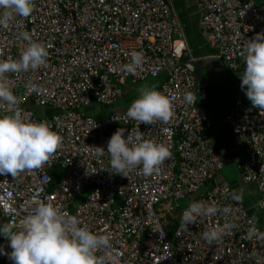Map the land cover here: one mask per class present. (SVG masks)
Instances as JSON below:
<instances>
[{"label": "built area", "instance_id": "built-area-1", "mask_svg": "<svg viewBox=\"0 0 264 264\" xmlns=\"http://www.w3.org/2000/svg\"><path fill=\"white\" fill-rule=\"evenodd\" d=\"M202 39L216 49L224 69L244 72L241 52L257 33L264 32V0H193ZM30 33L43 44L49 57L36 71L6 74L26 121H46L62 137L61 148L40 169L16 177L0 175V225L24 217L41 204L76 216L94 234L111 236V248L96 255L115 264H256L264 260V240L248 239L254 225L243 201L231 199L232 187L216 182L223 158L207 135L211 128L204 108L197 105L196 59L181 60L187 51L179 19L167 0H35L28 18L17 17L0 27V60H18ZM141 52L145 62L136 75L123 71L131 54ZM164 74L152 89L168 96L173 115L168 122L145 125L127 116L130 107L96 119L85 111L92 104L113 105L132 83ZM31 84L38 92H30ZM191 93L195 103L184 96ZM36 108L52 113L38 116ZM11 115L0 101V116ZM221 124L246 138V158L239 171L244 183L255 186V207L264 210V111L251 102L234 100ZM169 147L172 155L158 174L144 176L140 168L128 177L113 174L107 153L98 161L95 147L107 151V142L118 130ZM61 174L54 179L52 172ZM108 168V170H104ZM82 195V200L75 199ZM185 199L176 222L173 203ZM230 207L231 214L201 217L184 227L182 213L191 203ZM163 203L167 206L163 207ZM73 205V209H71ZM225 223L236 225L222 240L209 245L203 233ZM9 241L0 236V247L10 253ZM0 264H12L0 255Z\"/></svg>", "mask_w": 264, "mask_h": 264}, {"label": "clouds", "instance_id": "clouds-1", "mask_svg": "<svg viewBox=\"0 0 264 264\" xmlns=\"http://www.w3.org/2000/svg\"><path fill=\"white\" fill-rule=\"evenodd\" d=\"M35 0H0V27L7 28L17 17L28 18L34 11ZM18 39L28 42L18 60H0V101L7 105L11 115L0 116V175L16 177L24 172H32L45 166L61 148L63 140L51 129L46 121H26L18 107V98L9 87L6 74L36 71L44 66L49 57L47 48L33 42L30 33L20 31ZM245 69L241 75V89L252 106L264 111V32L257 33L248 41L241 52ZM145 62L143 53L133 52L131 62L123 71L136 75ZM38 86L31 84L29 91L38 92ZM139 98L131 104L127 116L145 125L157 121L168 122L173 115L171 99L162 92L144 86L139 89ZM188 104L195 103L191 93L184 96ZM125 130L118 129L107 142V151L95 147L99 161L108 154L109 167L113 174L128 177L140 168L144 176L158 174L160 166L172 155L169 147L147 140L141 133L125 138ZM104 170H108L105 168ZM109 171V170H108ZM243 191H233L231 199L236 203L243 201ZM230 207L220 208L215 203L203 201L191 203L182 213L181 224L188 227L197 223L201 217L216 216L218 213L229 215ZM81 221L67 212H61L51 204H41L36 210L23 218L21 227L16 229L14 222L0 225V236L9 241L10 253L0 247V255H6L12 264H115L114 259L97 256L100 249L111 248V236L94 234ZM236 227L233 223L217 225L203 233L204 240L213 245ZM248 239L264 240V234L253 225ZM256 264H264L257 259Z\"/></svg>", "mask_w": 264, "mask_h": 264}, {"label": "crops", "instance_id": "crops-1", "mask_svg": "<svg viewBox=\"0 0 264 264\" xmlns=\"http://www.w3.org/2000/svg\"><path fill=\"white\" fill-rule=\"evenodd\" d=\"M167 3L170 5L173 13L180 21L182 32L184 33L187 52L190 57L193 59L213 56L216 57V49L205 43L200 35L198 27V13L193 0H167ZM226 72L231 71L224 69L223 73L217 74L215 70H211V74L216 73L217 76L209 80L207 79L208 72L203 70L202 75L207 78L203 80V86L198 84L199 89L197 93V105L204 108L209 120L212 123L211 128L207 132L210 144L214 150L221 154L223 158V168L216 175L215 181H226L230 184L233 191H243V204L247 212L254 218L258 226L264 232V210H259L255 207V201L257 199L255 186L250 183H244L241 179L239 171L240 163L246 158V138L242 135L233 133L226 125H223L220 122L221 118L227 112L230 104L236 99H241H232V94L228 90L227 84L222 82L223 78L227 77ZM238 73L243 72L238 71ZM163 76L164 74L158 79V81L152 83L149 88H153L158 85L160 81H162ZM126 86L127 82L123 86V93H125L124 99H128L127 101L119 102V100H122L121 96L120 99H118L113 105H111L112 107L108 109L103 105L93 104L87 107L85 111L87 113L89 112L93 117L95 115H92L91 112H96V116H100V118H105L112 112H122L127 107H130L133 101L136 100L133 99L134 93L138 94V92H136L137 89H135V92L133 89H128V91ZM248 102L250 101L248 100ZM44 111H49L50 113L53 112L50 108L42 109V112ZM102 114H104V116H101Z\"/></svg>", "mask_w": 264, "mask_h": 264}, {"label": "rangeland", "instance_id": "rangeland-1", "mask_svg": "<svg viewBox=\"0 0 264 264\" xmlns=\"http://www.w3.org/2000/svg\"><path fill=\"white\" fill-rule=\"evenodd\" d=\"M227 74V77L223 78L222 82L224 84H227L228 86V90L230 91V93L232 94V99H236V98H241L243 99L244 101L248 102V98L246 97L245 95V92L241 89L240 85H241V75H243V73H238V72H226ZM163 74H160L158 77H155V78H147L143 81H139L137 83H127V90L130 89V90H134L135 92V89L136 92H138V94H135L134 92V98L133 99H138L139 98V89L144 87V86H147L149 87L152 83L158 81L159 78L162 77ZM129 91V90H128ZM122 100H119L120 101H127L125 100V93L122 94ZM125 103V102H124ZM93 105V104H92ZM91 106V105H90ZM105 107L108 109L112 106L110 105H105ZM103 107V108H105ZM36 112L38 113V115H45V114H48L50 113L49 111H44L42 112V108H36L35 109ZM89 113V112H88ZM90 114V113H89ZM92 115H97L96 112H91ZM101 116H104V114H102ZM82 195L78 196L76 199H75V203L77 202H80L82 200ZM167 204L166 203H163V207H165ZM187 205V201L185 199H182V200H179L175 203H173V207L174 206H180V207H184ZM71 209H73V205L71 207ZM174 214V213H173ZM174 216H176V213L174 214Z\"/></svg>", "mask_w": 264, "mask_h": 264}, {"label": "water", "instance_id": "water-1", "mask_svg": "<svg viewBox=\"0 0 264 264\" xmlns=\"http://www.w3.org/2000/svg\"><path fill=\"white\" fill-rule=\"evenodd\" d=\"M189 58H190L189 53L187 51H184L181 56V60L184 61V60H188ZM194 67H195V75L197 78V82L200 86L204 85L203 80L207 78L202 75L203 70H206L208 72L207 79L209 80L215 78L217 74H221L224 71V67L221 60L214 56L196 59L194 63ZM211 70H215L217 74L216 73L211 74Z\"/></svg>", "mask_w": 264, "mask_h": 264}, {"label": "trees", "instance_id": "trees-1", "mask_svg": "<svg viewBox=\"0 0 264 264\" xmlns=\"http://www.w3.org/2000/svg\"><path fill=\"white\" fill-rule=\"evenodd\" d=\"M127 83H132V82H130V80H127L126 81ZM161 82V81H160ZM96 119H100V116H94ZM54 174V175H53ZM61 174V172H60V170L58 169V168H56L53 172H52V175L54 176V179H56V178H58V176ZM181 208H183V207H180V206H175V208H174V211H173V213L175 214L176 213V216H177V214H178V210H180ZM173 214V215H174ZM176 216H174L175 217V219H173V221H175L176 222Z\"/></svg>", "mask_w": 264, "mask_h": 264}, {"label": "bare ground", "instance_id": "bare-ground-1", "mask_svg": "<svg viewBox=\"0 0 264 264\" xmlns=\"http://www.w3.org/2000/svg\"><path fill=\"white\" fill-rule=\"evenodd\" d=\"M223 64V63H222ZM224 67V66H223Z\"/></svg>", "mask_w": 264, "mask_h": 264}]
</instances>
